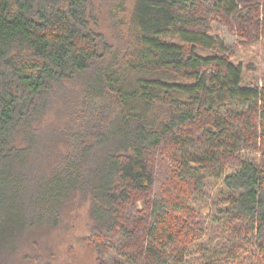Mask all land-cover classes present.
Segmentation results:
<instances>
[{"label":"trees","instance_id":"1","mask_svg":"<svg viewBox=\"0 0 264 264\" xmlns=\"http://www.w3.org/2000/svg\"><path fill=\"white\" fill-rule=\"evenodd\" d=\"M261 14L264 0H0V264H52L84 205L96 264H186L211 184L222 241L195 252L264 264V80L244 86L213 36L218 22L264 41Z\"/></svg>","mask_w":264,"mask_h":264},{"label":"rangeland","instance_id":"2","mask_svg":"<svg viewBox=\"0 0 264 264\" xmlns=\"http://www.w3.org/2000/svg\"><path fill=\"white\" fill-rule=\"evenodd\" d=\"M264 19V14L260 15V21ZM98 25L101 31L105 34L108 40L113 41V33L110 22L106 14H101L97 18ZM213 36L218 37L225 47L231 49L233 56L230 59L236 66H241L243 69V85L256 86L264 80V41L258 40L256 42H246L237 37L236 34L231 33L227 27L218 22L213 23ZM216 51L204 52L198 51L200 56H208ZM220 185L211 184V196L208 198V203L204 204L200 209V214L203 216L207 225L206 237L193 245V253L187 258L186 264H204L205 261L212 260L213 264H217L219 257H206L202 254L196 253V249L202 248L205 253L216 250L220 247L221 225L211 223L212 219H223L221 215L217 214L216 208L213 207V202L217 199ZM209 205V206H208ZM191 206L197 208L198 206L191 202ZM88 206L84 205L80 210H72L68 217L65 218V223L59 231L53 234L51 242L54 260L52 264H96L95 253L88 247L85 236L88 234L89 226ZM222 264H250L248 256L242 255L237 261H229Z\"/></svg>","mask_w":264,"mask_h":264}]
</instances>
